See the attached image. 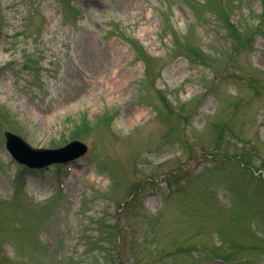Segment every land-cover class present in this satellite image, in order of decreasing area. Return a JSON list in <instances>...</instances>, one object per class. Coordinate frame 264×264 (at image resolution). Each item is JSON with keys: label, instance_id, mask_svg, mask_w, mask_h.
I'll list each match as a JSON object with an SVG mask.
<instances>
[{"label": "rangeland", "instance_id": "rangeland-1", "mask_svg": "<svg viewBox=\"0 0 264 264\" xmlns=\"http://www.w3.org/2000/svg\"><path fill=\"white\" fill-rule=\"evenodd\" d=\"M0 264H264V0H0Z\"/></svg>", "mask_w": 264, "mask_h": 264}, {"label": "water", "instance_id": "water-1", "mask_svg": "<svg viewBox=\"0 0 264 264\" xmlns=\"http://www.w3.org/2000/svg\"><path fill=\"white\" fill-rule=\"evenodd\" d=\"M5 136L6 147L12 156L29 167H45L50 163L72 161L87 150L80 141H72L58 149H34L13 133L5 132Z\"/></svg>", "mask_w": 264, "mask_h": 264}, {"label": "trees", "instance_id": "trees-1", "mask_svg": "<svg viewBox=\"0 0 264 264\" xmlns=\"http://www.w3.org/2000/svg\"><path fill=\"white\" fill-rule=\"evenodd\" d=\"M134 44H136V43L134 42Z\"/></svg>", "mask_w": 264, "mask_h": 264}]
</instances>
